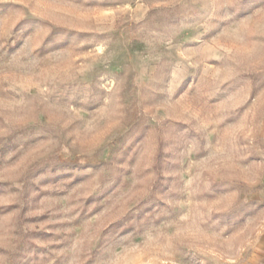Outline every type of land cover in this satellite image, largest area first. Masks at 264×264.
Returning a JSON list of instances; mask_svg holds the SVG:
<instances>
[{
  "label": "rangeland",
  "instance_id": "374dc122",
  "mask_svg": "<svg viewBox=\"0 0 264 264\" xmlns=\"http://www.w3.org/2000/svg\"><path fill=\"white\" fill-rule=\"evenodd\" d=\"M0 264H264V0H0Z\"/></svg>",
  "mask_w": 264,
  "mask_h": 264
}]
</instances>
